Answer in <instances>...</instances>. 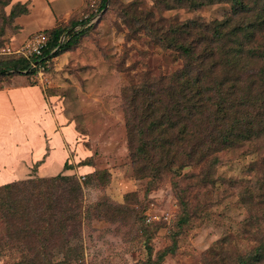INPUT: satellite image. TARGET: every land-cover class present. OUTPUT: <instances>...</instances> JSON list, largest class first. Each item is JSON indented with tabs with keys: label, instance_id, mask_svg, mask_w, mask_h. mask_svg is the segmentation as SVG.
Instances as JSON below:
<instances>
[{
	"label": "rangeland",
	"instance_id": "rangeland-1",
	"mask_svg": "<svg viewBox=\"0 0 264 264\" xmlns=\"http://www.w3.org/2000/svg\"><path fill=\"white\" fill-rule=\"evenodd\" d=\"M28 1L40 2L31 8L29 16L43 17L51 9L55 13L70 9L59 1L50 0V5L44 0ZM14 4L15 0H11L5 7L0 5V58L8 56L4 49L11 46L17 33L16 19H8ZM89 9L80 25L70 30L81 33L68 51L36 74L0 75V187L18 183L21 188L20 182L57 175L75 177L82 188L83 215L77 223L79 239L75 242L82 247V264H146L156 261L159 253L168 249L173 252L159 264H215L210 251L215 252L216 243L226 236H231L230 251L248 252L253 242L241 227L254 229L244 225L249 212L237 191L223 182L255 180L257 174L250 171L251 164L260 160L255 143L217 154L215 184L189 189L193 217L180 226L182 210L170 176L153 180V184L149 179H137L124 118V89L149 76L170 74L181 65L173 51L152 44L144 33H137L132 39L126 12L150 11L154 20L167 26L195 17L207 22L220 20L230 13L229 5L159 11L154 0H108L102 11L86 19L94 10ZM24 26L23 33L32 28L27 22ZM16 82L35 86L45 95L44 111L39 106L42 100L32 87L3 92ZM19 118L22 124L17 126ZM35 163L37 167L33 169ZM199 171L187 168L182 177ZM189 182L184 180L181 186ZM8 197L9 192L0 191V264L18 261L27 254L21 242H8L3 219ZM41 213L34 212L27 222L33 236L44 238L48 229L33 222ZM69 254L66 244H62V249L51 250L50 261L62 263Z\"/></svg>",
	"mask_w": 264,
	"mask_h": 264
},
{
	"label": "trees",
	"instance_id": "trees-1",
	"mask_svg": "<svg viewBox=\"0 0 264 264\" xmlns=\"http://www.w3.org/2000/svg\"><path fill=\"white\" fill-rule=\"evenodd\" d=\"M10 2L0 0V5L5 7ZM107 3L100 0L96 7L97 0H84L83 7L68 22L30 35L27 40L36 34L45 36L41 54L0 58V75L36 74L74 46L81 32L70 30L80 25L89 7L94 12L91 10L86 19L102 11ZM219 3L229 5L230 13L211 22L195 17L164 26L150 11L126 12L131 38L142 32L152 44L173 51L181 62L170 74L146 77L123 90L126 141L137 179H149L153 184V180L170 176L182 210L180 226L193 217L189 189L215 184L217 154L254 142L260 156L251 164L250 171L257 174L255 180L223 182L237 191L249 212L244 225L254 229L244 226L241 230L253 246L244 254L232 252L231 236H226L216 243L220 249L210 254L215 264H264V0H154V7L159 11L195 10ZM27 12L26 4L15 2L8 19L15 20ZM193 167L200 171L182 177L183 170ZM184 180L190 182L181 186ZM18 185L0 187V191L9 192L3 219L8 242H21L27 254L6 264H82V247L75 244L79 239L77 223L83 215L79 181L73 176L57 175L20 182L21 188ZM39 210L42 213L33 222L48 229H44L48 234L44 238L33 236L27 222ZM62 244L70 254L64 262L52 263L51 250L62 249ZM172 252L163 251L156 261L146 264H159Z\"/></svg>",
	"mask_w": 264,
	"mask_h": 264
},
{
	"label": "crops",
	"instance_id": "crops-1",
	"mask_svg": "<svg viewBox=\"0 0 264 264\" xmlns=\"http://www.w3.org/2000/svg\"><path fill=\"white\" fill-rule=\"evenodd\" d=\"M45 1H46L47 5L51 4L50 0H44V2ZM58 1L62 7L70 6L69 7L70 9L69 10L65 9V11H63L62 13H55L54 10L51 9L50 11H46L43 17H40V16H36L34 14H30V16L28 15L30 13L31 8L35 9L36 6L39 5V3H40L39 1L36 4H34L33 2L30 3V1H28V0H24V1L15 0L16 3L26 4L28 7V12L26 14L21 15V16L16 18L15 22L18 25V29H17L16 36L14 38H12L10 45L13 47H19L26 42V40L29 38L30 35H32L36 32H39V31L50 30V29L54 28L58 23L68 22L70 17L73 14H75L78 10H80L84 5V0H52L53 3L58 2ZM21 17H23V18H21ZM23 21L27 22L30 26H32V28L26 33H23V31L25 29ZM15 38H16V40H14ZM14 41H15V43H14ZM19 82H16L15 83L16 85L12 84L11 87H9V86L5 87L3 92L6 93V92H8L12 89H16V88L32 87L38 92V97H39V99L42 100L41 103L39 104V106L40 107L42 106L43 111H44V108H46V106H47L46 105L47 101L45 100V95H43V93L35 86L17 85V83H19ZM33 121L34 120H32V122ZM21 122H22V120L19 118L18 122H17V126L19 124H22ZM21 128H22V126L19 127V129H21ZM24 129H25V127H24ZM27 130H29V129H27ZM3 138H6V137H4V135H3Z\"/></svg>",
	"mask_w": 264,
	"mask_h": 264
},
{
	"label": "built area",
	"instance_id": "built-area-1",
	"mask_svg": "<svg viewBox=\"0 0 264 264\" xmlns=\"http://www.w3.org/2000/svg\"><path fill=\"white\" fill-rule=\"evenodd\" d=\"M46 38L43 34H36L27 42L22 45L21 47L17 48L18 50H15L13 47L8 46L4 49L5 54L11 55V54H23L25 56L27 55H40L42 48L45 46ZM34 66V65H33Z\"/></svg>",
	"mask_w": 264,
	"mask_h": 264
}]
</instances>
